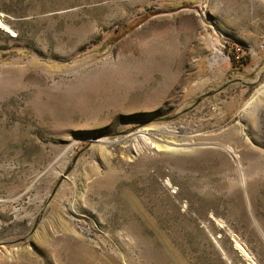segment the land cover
Returning a JSON list of instances; mask_svg holds the SVG:
<instances>
[{
    "label": "rangeland",
    "instance_id": "rangeland-1",
    "mask_svg": "<svg viewBox=\"0 0 264 264\" xmlns=\"http://www.w3.org/2000/svg\"><path fill=\"white\" fill-rule=\"evenodd\" d=\"M82 256L264 264V0H0V264Z\"/></svg>",
    "mask_w": 264,
    "mask_h": 264
},
{
    "label": "bare ground",
    "instance_id": "bare-ground-1",
    "mask_svg": "<svg viewBox=\"0 0 264 264\" xmlns=\"http://www.w3.org/2000/svg\"><path fill=\"white\" fill-rule=\"evenodd\" d=\"M129 70H130V68H129ZM122 84V83H121ZM173 128H174V126L172 125V126H170V125H167V126H165L164 127V129L167 131V132H173L172 130H173ZM169 143L170 142H167V144H165V143H159V142H154V146H156L157 148H159V149H162V150H171V149H174V147H172V146H170L169 145ZM175 150V149H174ZM44 238H40V239H38L37 241H39V243L40 244H42V252H43V254H44V256H46V258L48 259V256H47V254H48V250L46 249V247L45 246H43L44 245ZM54 245H55V249H57V246H56V241L54 240ZM52 245V244H51ZM237 245H239V244H237ZM236 245V246H237ZM52 247V246H51ZM239 247V246H238ZM58 251V250H57ZM20 257L22 256V259H20V260H24L25 258H26V252L25 251H21L20 252ZM88 257H81V260L79 259V260H77L76 258H74V262H73V260H70V263L69 264H89V261H88V259H87ZM89 258H91V257H89ZM26 260V259H25ZM49 261V260H48ZM56 261V260H55ZM81 263H80V262ZM26 263V262H25ZM30 263H32V262H30Z\"/></svg>",
    "mask_w": 264,
    "mask_h": 264
},
{
    "label": "trees",
    "instance_id": "trees-1",
    "mask_svg": "<svg viewBox=\"0 0 264 264\" xmlns=\"http://www.w3.org/2000/svg\"><path fill=\"white\" fill-rule=\"evenodd\" d=\"M241 47H235L232 46L228 51V56L232 62V65L235 66H242L246 65L248 63L249 58V52L244 49V52H241L242 49H239Z\"/></svg>",
    "mask_w": 264,
    "mask_h": 264
},
{
    "label": "water",
    "instance_id": "water-1",
    "mask_svg": "<svg viewBox=\"0 0 264 264\" xmlns=\"http://www.w3.org/2000/svg\"><path fill=\"white\" fill-rule=\"evenodd\" d=\"M212 92H207V93H205V94H202V95H200L198 98H197V101H199V99H200V97H202V96H205V95H210ZM173 117V115L172 116H167V117H164V119H170V118H172ZM73 161H74V159H73ZM70 168V166L66 169V171H64V173H63V175H65L66 174V172H67V170ZM54 192V189H53V191H52V193ZM37 223V220L35 221V224ZM21 240H23V239H19L18 241H21Z\"/></svg>",
    "mask_w": 264,
    "mask_h": 264
}]
</instances>
